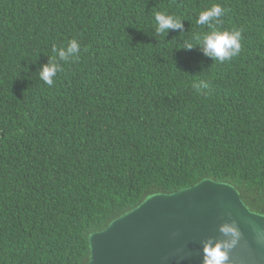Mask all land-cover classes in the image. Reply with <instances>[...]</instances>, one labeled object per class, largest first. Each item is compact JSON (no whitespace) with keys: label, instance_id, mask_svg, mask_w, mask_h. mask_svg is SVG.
Returning a JSON list of instances; mask_svg holds the SVG:
<instances>
[{"label":"trees","instance_id":"1","mask_svg":"<svg viewBox=\"0 0 264 264\" xmlns=\"http://www.w3.org/2000/svg\"><path fill=\"white\" fill-rule=\"evenodd\" d=\"M214 4L242 31L224 63L182 47ZM204 179L264 216V0H0V264H89L92 233Z\"/></svg>","mask_w":264,"mask_h":264},{"label":"water","instance_id":"2","mask_svg":"<svg viewBox=\"0 0 264 264\" xmlns=\"http://www.w3.org/2000/svg\"><path fill=\"white\" fill-rule=\"evenodd\" d=\"M235 222L242 236L229 264H264V229L227 183L204 179L171 194H156L89 237V264H203V242L223 238L222 223Z\"/></svg>","mask_w":264,"mask_h":264},{"label":"clouds","instance_id":"3","mask_svg":"<svg viewBox=\"0 0 264 264\" xmlns=\"http://www.w3.org/2000/svg\"><path fill=\"white\" fill-rule=\"evenodd\" d=\"M227 9L220 4H214L211 7L200 11L196 19V24L207 26L209 31L202 34H196L191 39L186 38L183 42L184 48L191 49L199 46L203 53L212 58L213 61L221 63L231 61L238 56L241 51L242 31L237 28L222 29L218 27L223 23L222 17ZM157 34L167 35L170 29L185 32L183 19L178 16L157 12L155 15ZM86 51V49H84ZM53 56L49 58L48 63L42 65L39 78L47 85L52 86L54 78L58 73L64 71L62 64L79 59L81 46L76 39H72L64 47L57 48L53 46ZM193 87L199 92L201 89H208L209 83L194 84ZM253 229L257 232L258 238L264 242V229H260L252 222ZM219 231L223 238H207L203 242V264H229V253L238 244L242 233L235 222L222 223Z\"/></svg>","mask_w":264,"mask_h":264}]
</instances>
